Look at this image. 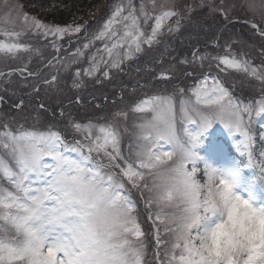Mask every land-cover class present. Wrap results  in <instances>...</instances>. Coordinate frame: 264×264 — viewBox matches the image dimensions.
<instances>
[{
	"label": "snow or ice",
	"instance_id": "snow-or-ice-1",
	"mask_svg": "<svg viewBox=\"0 0 264 264\" xmlns=\"http://www.w3.org/2000/svg\"><path fill=\"white\" fill-rule=\"evenodd\" d=\"M208 6L218 10L211 2ZM173 17L178 18L165 29ZM23 19L29 30L44 38H63L86 27V22L60 26L27 15ZM153 19L150 33H145L141 20ZM182 19L174 9L162 10L153 17L144 3L137 8L132 0H116L93 39L78 48L69 63L58 62L69 71L94 41L106 40L110 42L104 49L107 60L98 49L83 75L94 77L101 64H106L109 70L103 76L110 78L112 69L123 71L124 60L144 52L145 45L151 49L161 43L165 31L178 32ZM252 27L264 37V26L253 23ZM2 35L6 39L0 41V55L5 58L21 51L41 54L39 49L19 42L20 32L4 29ZM125 46L127 53L120 55L119 50ZM53 47L60 51L55 40ZM192 58L203 62L207 56L196 50ZM215 59L258 80L260 100L242 104L219 80L212 78L209 83L208 77L190 90V97L184 96V89H178L183 97L179 112L174 95L142 100L131 110L150 112L151 117L136 125L139 143L131 158L122 153L120 132L113 123L83 124L72 119L68 127L82 139L69 141L51 126L47 131H32L18 125L14 131L11 122L3 119L0 149L6 156L0 155V179L7 186L0 183V264H264V196L251 191L255 181L249 183L248 196L239 194L236 189L245 181L242 170L222 173L207 162L201 168L202 157L195 151L200 135L219 122L230 135L241 137L237 150L247 157L249 167L259 170L258 179L264 182V145L257 158L252 129L254 117L264 119V64L254 67L230 49ZM189 62L186 58L180 61ZM16 71L34 75L24 66L8 73L0 71V79ZM81 75L80 71L74 73L77 79L73 87L83 86ZM160 78L169 79L167 70ZM57 80L54 74L42 82L55 86ZM33 90L40 89L34 85ZM17 107H22V102ZM114 115L127 118L123 111ZM33 119L39 121L41 113H34ZM197 123L201 131L193 133L190 126ZM260 139L264 141V132ZM66 152L75 153L77 158ZM178 155L180 159L173 168L178 186L166 197V209L172 211H165L150 196L152 185L147 177L159 166L171 164ZM133 189L141 196L148 193L144 203L155 226L154 262L146 259L147 234L139 223Z\"/></svg>",
	"mask_w": 264,
	"mask_h": 264
},
{
	"label": "rangeland",
	"instance_id": "rangeland-1",
	"mask_svg": "<svg viewBox=\"0 0 264 264\" xmlns=\"http://www.w3.org/2000/svg\"><path fill=\"white\" fill-rule=\"evenodd\" d=\"M50 1L52 3H55V2L62 3V2H70L71 0H50ZM160 1L161 2H163V1L164 2H168L169 7L171 9L176 10V11H179V10L177 8H174V7L176 5H179L180 6L179 8L181 9V11H184L183 13H192L193 9H196V10L199 9L200 11H199L198 16H200L203 19L211 18V17H213V14L215 13V10H213L212 8H210L208 6L209 2H211L217 9L219 7H226L223 4L227 3L225 0H222L221 3H220V0H204V6H201V0H160ZM229 2H231V6L233 5V3H237L238 2L240 4H243L245 7H247L250 10V12H252V13L262 12L264 14V0H229ZM132 3L137 8H139L141 3H144L146 5L147 11L150 13V11L148 9L150 7V0H138L137 2H136V0H132ZM250 5L253 6V7H250ZM35 10L37 11L36 15H32V14L26 12L24 4L20 0H0V41L6 39L2 35V30H4V29H7L10 32H12V31L20 32V33H22V35L19 37V42L30 45L32 49H39V52L41 53L40 55H37L34 51H32V52L21 51V52L17 53L15 56L8 57V58H5L2 55H0V64H3V69L8 68L11 65L10 62L15 63L16 65H20V64L21 65H27L28 68H30V65H34L37 62H39V58L42 57L43 60H46V58L48 56L49 57L51 56L52 51L48 52L46 47L50 46L53 43L52 40H54V38H55V40H57L58 43H61L62 40L67 39L68 37H72V36H73L72 38H74L75 35L77 34V33H75V34H71V35H65L63 38H57V37H53V36H49L48 38H44L42 35H37L34 31L29 30L27 28L26 24L24 23V19H23L24 16L27 15L29 17H35L36 19H39V20L43 21L44 23L51 25V24H54V21L51 18V16H50V19L48 21H44L41 18L37 17V15L40 12L48 14V15L51 12V15H53L55 13V10H48V9H43V8L38 9L37 7L35 8ZM158 13L159 12L156 11V14H158ZM93 14H95V13H91V15H93ZM255 15L258 16V15H261V14L259 13V14H255ZM80 18L81 17H79L76 20L70 21L65 26L72 25L73 23L85 24L86 19L83 22H78L80 20ZM104 23L96 29V33L103 28ZM141 24H142L143 30L146 33V30L147 29L151 30L152 26L154 25V19L146 21V22L141 20ZM236 37H238V36L236 35V36L232 37L230 39V42L236 41L237 40ZM160 38H163V35ZM13 39H15V38H13ZM168 40L171 41L172 37L168 38ZM174 40L175 39H173V41ZM99 41H100V45L97 48V50L99 49V52H100L99 55L103 56L105 58V60H107L108 57H107V54L105 53L104 49H105V44L106 43H109V46H110V42L106 41V40H99ZM168 43H170V42L164 43V45H165L164 46L162 44V42H161L160 45L159 44L154 45L151 49H149L148 46L146 45L145 46V49H146L145 51L147 52V56L144 55L145 56L144 62H147V61L150 62L151 59H153L155 57H158V56H161V57L165 56L164 53H167V49L168 48H170V51L172 52L171 56L176 57L177 55H179V49L182 46H180L179 48L175 49L174 47H172ZM226 47L228 49L229 45L226 46ZM44 48H45V51H44ZM78 48H82V45H79V47L77 46L74 49H72V51L68 55H67V53L64 54L63 58L60 61H64L65 64L69 63V61L72 59V54L75 53ZM227 49H226V54L228 53ZM160 50H162V51H160ZM84 51H85V54H86L87 51L86 50H84ZM127 51H128V49H127L126 46L123 49L119 50L120 55H125L127 53ZM244 52H245L246 55L249 53L246 50ZM181 54H183V53H181ZM93 55L94 54H92V56ZM148 55H150V56H148ZM84 57H85V55L83 57H81L80 59H83ZM29 63H31V64L28 65ZM92 63H93V61L91 60V57H90V59L86 60L84 63H80V64L74 63V64H72L69 71H65L64 64L58 63L56 66H54L53 71L52 70L50 71V75L47 77V79H50L51 76L54 75V71L58 70V72L56 73L58 75V81H59V83L61 85H63L64 83H67L64 80V77L66 76V74L69 75L74 80V79H77L74 76V73L76 71H80L82 75H81V77L79 79L83 80L85 78H87V79L96 78L97 81H99V79L102 78L103 80H106V84L104 85V87H105V90H106L107 94H110L111 91H113V89H115V88H116L115 92L117 90H119V88L121 87V84H122L121 76L119 74L115 73L116 69H112L110 71V78L104 77L103 76V72L109 70L106 64H101L100 71H98L95 74L94 77H92V76H84L83 75V71L85 69H88L89 66ZM4 64H6L7 67H5ZM138 64L140 65L141 63L139 62ZM154 64L158 65L157 62H154ZM172 65H173V62L168 64L166 67H164L163 65H161L162 68L160 66H158L157 69H160V72H162L164 70H167V75H168V77L170 79V76H169V71L170 70L168 69V66L172 67ZM134 68L135 67H132L131 69L127 68V69H125L123 71V73L125 71L127 73H129V75L131 76V80L133 82H135L137 86H139V84L141 82L140 80H142V78H138L132 72V70ZM257 68H259V67H257ZM8 70L9 71H5V73L11 72L13 69H8ZM176 71L179 72V70H176ZM132 73H133V75H132ZM116 75H118V77ZM143 75L145 77H147V82L140 89L141 92L144 95L145 94H150L151 92L154 93V94H152L153 96L159 95V94H155V93L160 92L163 87L167 86V85H165L167 83V82H165V80H161V81H157L156 82L157 71H152L151 70V71L145 72V70H144L141 73L140 77H142ZM12 76L13 75H11L8 78H11ZM17 76H20V74H18ZM73 80L68 82L71 86H73L72 85V81ZM42 81L40 82V84L43 83ZM30 83L23 82L22 85L29 86ZM209 83H211V82L209 81ZM127 84H129V83H127ZM43 86H46V85L43 84ZM64 89H67L66 86L64 87ZM173 91H175V88L172 89L171 93L165 92L164 94H162L160 96L174 95L175 96V101H176L177 98L179 96H181V95H180L179 92H176V91H175V93L172 94ZM115 92H113L112 95H109L108 97L105 96L104 100L110 99V101H115L117 99L116 95H115L116 94ZM232 95H233L234 98H236L234 96V94H232ZM186 96H189V97L191 96V91L190 90L186 92ZM179 98H180V101H181V99L183 97L181 96ZM237 100L239 102H241L242 104H245L244 101H241L239 99H237ZM18 104H20V102ZM131 104L132 103L130 101H128V99L126 97L124 98V96H123L120 99V103L112 106L114 108L120 107V108H118V111L114 112V114L118 113V112H122V111L123 112H127V118L126 119L114 115L112 123L115 124V126L118 128L121 137H122V134H124L125 136H127L128 139L130 138V140H129L130 143H131V138L132 137H134V136L138 137V135H139V129L136 127V125L141 123V122H143V119L146 118L145 116H142L143 119H141L140 117L136 116V117H132L131 119H129L130 118V110H131L130 106H131ZM98 106L99 105H97V107ZM6 108H7V106H5V104L3 102H0V112L2 113ZM107 109L104 112L100 113L101 117H98L97 121H92L91 118L87 117V118H84L82 123L83 124H87L89 121H91L93 124H97V125L109 123V122H106V121L105 122H101L102 117L106 116ZM178 112H179V110H178ZM38 122H40V121H38ZM133 128H135L134 131H133L134 135L133 134L130 135V132H131V130ZM28 130H32V131H47L48 129H46V130H37V129L30 128ZM53 130H55V129H53ZM56 130H57V128H56ZM217 135L223 136L227 140V142H229L231 144V147H227L225 142L216 140V136ZM122 138H121V151L123 149V142H124V139H125V138L124 139H122ZM207 138H209L211 140V147L212 148H207L208 157H207L206 162L208 164H210L212 167L218 169L222 173H227V172H232V171L238 170L239 169L238 160L237 159L234 160L233 158H231L229 153H231V154H234L235 152L240 153L237 150V143L240 141L241 137L238 134L230 135L229 130L226 129L223 124L217 122L206 133H203L202 135H200V137H199L200 143H199V146H198L199 148L202 147L203 143L205 142V140ZM74 155L75 156H71V154H68V156H70L73 159L77 158V155L76 154H74ZM227 156H229L230 159H228ZM248 184L249 183L246 180L241 182L240 186L237 187L236 191L239 194H242L244 196H248L247 189H246ZM5 186H7V184ZM253 193L258 195L257 186H255V188L253 190ZM259 196H264V182H263V187H262V189L260 191ZM168 211H170V210H168ZM145 240H147L146 237H145ZM147 245H148V243H147Z\"/></svg>",
	"mask_w": 264,
	"mask_h": 264
},
{
	"label": "clouds",
	"instance_id": "clouds-1",
	"mask_svg": "<svg viewBox=\"0 0 264 264\" xmlns=\"http://www.w3.org/2000/svg\"><path fill=\"white\" fill-rule=\"evenodd\" d=\"M180 157L177 156L171 164H165L159 166L151 175L152 188L150 191V196L157 201L161 208H168L167 194L169 191H175L178 186L176 173L173 171L174 166L179 161Z\"/></svg>",
	"mask_w": 264,
	"mask_h": 264
},
{
	"label": "trees",
	"instance_id": "trees-1",
	"mask_svg": "<svg viewBox=\"0 0 264 264\" xmlns=\"http://www.w3.org/2000/svg\"><path fill=\"white\" fill-rule=\"evenodd\" d=\"M94 1V0H93ZM92 0H89L87 3H86V0H83L77 4H73L71 5V8L69 7H60V6H57V7H49L48 8V5H46L45 3H39L38 0H27V8L28 10H32V12H36L37 11L35 10V8L37 7L38 9L40 8H43V9H48V10H55V13L53 15H51V12L50 14H45V13H42V15H46V18L47 19H50V16L51 18L53 19V21L55 23H62L66 20L67 16H69L70 14L73 15V13L75 12H79V10L81 9H85V7H88L90 6L92 3H93ZM30 6V7H29Z\"/></svg>",
	"mask_w": 264,
	"mask_h": 264
}]
</instances>
